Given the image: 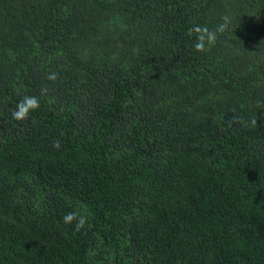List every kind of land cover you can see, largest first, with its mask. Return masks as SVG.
<instances>
[{
  "label": "trees",
  "instance_id": "trees-1",
  "mask_svg": "<svg viewBox=\"0 0 264 264\" xmlns=\"http://www.w3.org/2000/svg\"><path fill=\"white\" fill-rule=\"evenodd\" d=\"M0 264H264V0H0Z\"/></svg>",
  "mask_w": 264,
  "mask_h": 264
},
{
  "label": "clouds",
  "instance_id": "clouds-1",
  "mask_svg": "<svg viewBox=\"0 0 264 264\" xmlns=\"http://www.w3.org/2000/svg\"><path fill=\"white\" fill-rule=\"evenodd\" d=\"M223 22L220 23L216 28L209 29L206 26L195 25L193 28L189 29V35L195 34L196 42L193 47L197 52H207L211 46H213L217 39L218 34L222 33L228 24L227 17L222 18ZM57 78L56 74H50L48 79L55 80ZM46 89L42 88L41 93L44 94ZM40 107V103L37 97L35 96H25L22 100H20L15 109L13 110V118L17 121H24L29 118L31 112L38 110ZM253 125H255L256 121H252ZM53 147H58V141L54 142ZM64 223L71 224L76 231H80L84 229L88 223L87 217L78 214L74 211H69L64 214L62 217Z\"/></svg>",
  "mask_w": 264,
  "mask_h": 264
}]
</instances>
